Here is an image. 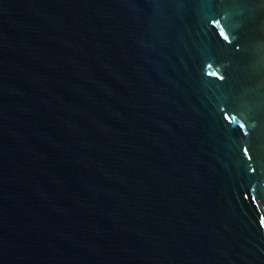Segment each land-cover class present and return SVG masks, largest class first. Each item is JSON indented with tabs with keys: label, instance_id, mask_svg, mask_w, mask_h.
I'll return each instance as SVG.
<instances>
[{
	"label": "water",
	"instance_id": "1",
	"mask_svg": "<svg viewBox=\"0 0 264 264\" xmlns=\"http://www.w3.org/2000/svg\"><path fill=\"white\" fill-rule=\"evenodd\" d=\"M0 264H264V0H0Z\"/></svg>",
	"mask_w": 264,
	"mask_h": 264
}]
</instances>
